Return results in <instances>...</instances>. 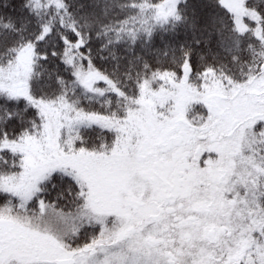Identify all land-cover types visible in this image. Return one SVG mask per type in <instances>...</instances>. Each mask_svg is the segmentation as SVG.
Here are the masks:
<instances>
[{"label": "snow or ice", "instance_id": "obj_1", "mask_svg": "<svg viewBox=\"0 0 264 264\" xmlns=\"http://www.w3.org/2000/svg\"><path fill=\"white\" fill-rule=\"evenodd\" d=\"M0 264H264V0H0Z\"/></svg>", "mask_w": 264, "mask_h": 264}]
</instances>
